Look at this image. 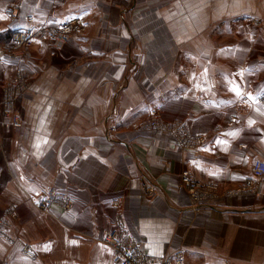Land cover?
<instances>
[{
  "label": "crops",
  "instance_id": "crops-1",
  "mask_svg": "<svg viewBox=\"0 0 264 264\" xmlns=\"http://www.w3.org/2000/svg\"><path fill=\"white\" fill-rule=\"evenodd\" d=\"M176 3L0 0V264H50L66 247L74 264H111L100 240L120 226L150 257L264 264V180L253 175L264 162V30L247 50L239 40L235 68L220 50L218 74L198 71L191 24L180 35L159 20L176 17ZM73 18L86 27L65 46L44 37ZM19 31L31 40L24 58H14ZM17 69L30 78L14 108L22 127L3 110ZM155 111L159 129L127 131ZM184 172L213 186L198 207ZM49 189L75 207L39 212Z\"/></svg>",
  "mask_w": 264,
  "mask_h": 264
},
{
  "label": "rangeland",
  "instance_id": "rangeland-1",
  "mask_svg": "<svg viewBox=\"0 0 264 264\" xmlns=\"http://www.w3.org/2000/svg\"><path fill=\"white\" fill-rule=\"evenodd\" d=\"M114 1H116L117 3H122L124 0H114ZM159 3L160 1H157L156 4L159 5ZM176 5H177V11H176L177 14L175 15L176 17L170 18L169 15L162 13L161 18L159 20L162 21L170 20V22L172 23H177L179 28L178 34L180 35H186L187 32L186 29L189 28L190 26L189 23L191 24V29H189L190 33L188 34L192 35V38L195 40L196 43L195 45L196 52L194 54V57L196 58L197 61L196 69L198 71L211 70L214 73L218 74L217 73L218 71L216 70L220 69L223 66V64L221 63V57L219 56L220 50H222V52L226 53L228 57H230V59L227 60L228 68L231 69L235 68L236 58L233 56L236 45L239 44V40L241 39L243 40V48L244 50H247L253 44L250 41V37L255 35L258 39V36L262 31V29L264 30V0H177ZM156 14H158V12ZM72 20H79V21L82 20L84 27H86V23L82 18H73L68 21H72ZM239 21L241 22V24L238 23ZM243 24H247L248 28L246 29V27ZM224 31L228 32L227 33L228 43L226 45L225 43H223L222 40H220L223 36ZM19 32L25 33L22 31ZM19 32L14 33L12 35V41L14 43L13 49L15 50L14 58L16 57L24 58L28 55L27 54L28 51L24 52L25 50H28V48L22 49L20 47V49H18L15 46L14 36ZM25 34L28 36V39H30L29 35L27 33ZM80 34H76V35H80ZM192 38H190V40ZM70 40H71V36H70ZM190 40L189 43L191 44ZM224 46H228V48H224ZM183 47L187 49L186 45ZM185 59L189 61L188 57H185ZM185 59L183 60L184 61L183 66L187 70L188 61L186 62ZM204 75H209V73H204ZM233 77L236 78V75L233 74ZM208 86L212 88L210 83L208 84ZM29 87H30V78L27 77V73L24 72L22 69H17L13 80L7 85L5 90V94L7 95V97L4 100V106H3L4 115L9 118L11 117L12 124H14L16 127H22L23 125L17 110L14 109L16 108L15 103L18 101L16 99L21 96H26L27 95L26 93L30 91ZM161 125L163 124L160 118L158 117V113L155 111L151 113L150 116L146 120H144V122L141 125L139 124L132 125L131 127H129V129H127V131L129 130L143 131L144 128L159 129ZM185 173H187L189 176L188 183L183 178ZM181 180H182V185L186 188V192L193 199V202L197 207L200 205V200H201L200 198L204 197L202 194L206 192V190L211 189L213 187L212 184H208V183L204 184L195 180L189 172H184ZM185 183H187L188 186ZM145 188H146L145 192L147 196L152 197L157 192L155 185L146 184ZM53 192L60 194L59 196L61 198L64 197L70 199L69 200L70 203L72 202L73 204L72 207H70V209L75 207L76 205L75 199L67 196L61 191L60 192L57 191L56 189L55 190L49 189L42 193H39L38 204L40 202V198H48ZM62 201L56 199L55 202L50 203L51 204L50 206L44 208L45 210H41L38 204L37 207L39 209V212H44V213L46 212L48 213L50 209H52V207L54 206H59L64 211H70V209H67L62 205ZM2 223L4 222L2 221ZM105 230H103L100 241L103 242L101 243V245H104L105 247L111 249L112 252L111 264H113L114 252L112 246H110L107 243L104 244L103 241V234ZM121 230L125 231L128 234V236L131 237L127 232V228L123 226H120L117 229V231L114 230L113 232H118L119 234ZM131 240H133L138 244L140 254L144 255L145 257H148L147 255L144 254L139 242H137L134 238H132ZM26 246L22 249L23 254L28 258L34 259L36 257L34 250L30 246V248L32 249V253L34 255L33 257H31L25 251ZM64 251H71V248L66 247L64 248V250L59 249L58 254L53 257L49 255L50 257H52V258L50 257L48 258V260H51L50 264H74L73 259H71L69 255L66 256L67 253L64 254L63 253ZM178 252L180 251H175L174 253L170 252L164 255L163 258H155V259L161 260V263H163L166 260L168 264H177L175 255ZM180 253L184 258L183 264H185L186 263L185 256L182 252ZM219 264H225V263H219Z\"/></svg>",
  "mask_w": 264,
  "mask_h": 264
},
{
  "label": "built area",
  "instance_id": "built-area-1",
  "mask_svg": "<svg viewBox=\"0 0 264 264\" xmlns=\"http://www.w3.org/2000/svg\"><path fill=\"white\" fill-rule=\"evenodd\" d=\"M84 24L82 20H72L65 22L59 27L45 29L43 31L44 37L49 41L52 40L55 42L57 46H65V44L69 43L70 36L73 34H80L84 30ZM14 42L16 48L22 49L28 47L31 44V40L28 39V36L25 33H18L14 36ZM253 175L255 178L259 180H264V162L262 161H255L253 166ZM184 180L189 182V176L187 173L184 174ZM185 183L187 186L188 184ZM196 183V182H195ZM55 192H53L48 198H40V202L38 204L39 208L43 210L45 208V204L55 202ZM62 201V205L70 209L72 207V202L70 203V199L64 198ZM132 238L128 236L125 231L113 232L111 230H105L103 234V241L104 243L109 244L112 246L113 249V264H168L165 260L161 263V260L152 258V257H145L144 255L140 254V250L138 244L131 240ZM31 257H33L32 249L30 246H26L25 250ZM176 263L183 264V256L180 252L175 255ZM175 262V260H174Z\"/></svg>",
  "mask_w": 264,
  "mask_h": 264
},
{
  "label": "bare ground",
  "instance_id": "bare-ground-1",
  "mask_svg": "<svg viewBox=\"0 0 264 264\" xmlns=\"http://www.w3.org/2000/svg\"><path fill=\"white\" fill-rule=\"evenodd\" d=\"M60 194H57L56 192H55V196H56V198L55 199H57V200H63L60 196H59ZM51 204L49 203V204H45V208H47V206H50ZM43 210H45V209H43Z\"/></svg>",
  "mask_w": 264,
  "mask_h": 264
},
{
  "label": "trees",
  "instance_id": "trees-1",
  "mask_svg": "<svg viewBox=\"0 0 264 264\" xmlns=\"http://www.w3.org/2000/svg\"><path fill=\"white\" fill-rule=\"evenodd\" d=\"M12 38V37H11Z\"/></svg>",
  "mask_w": 264,
  "mask_h": 264
}]
</instances>
